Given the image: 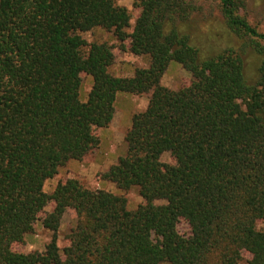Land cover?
Wrapping results in <instances>:
<instances>
[{
    "label": "trees",
    "instance_id": "16d2710c",
    "mask_svg": "<svg viewBox=\"0 0 264 264\" xmlns=\"http://www.w3.org/2000/svg\"><path fill=\"white\" fill-rule=\"evenodd\" d=\"M215 1L230 43L207 49L190 28L200 0H138L132 25L115 0H0V264H243L245 254L246 264H264V32L245 0ZM97 27L118 44L82 37ZM125 50L148 66L113 74ZM170 61L191 74L177 90L161 84ZM82 75L92 78L85 101ZM119 92L148 102L100 178L136 187L143 202L131 209L123 195L76 178L45 193L60 166L99 145ZM68 210L75 221L60 248ZM41 213L52 233L44 250H14Z\"/></svg>",
    "mask_w": 264,
    "mask_h": 264
},
{
    "label": "rangeland",
    "instance_id": "374dc122",
    "mask_svg": "<svg viewBox=\"0 0 264 264\" xmlns=\"http://www.w3.org/2000/svg\"><path fill=\"white\" fill-rule=\"evenodd\" d=\"M138 0H115V3L120 6H124L132 19L130 21L131 25L134 23L136 16L138 15L139 8L135 6V2ZM247 9L246 14L248 21L257 27L260 32H264V0H245ZM201 9L199 12L195 13L191 20V30L194 36H201V41L210 42L212 48H220L230 43V37L226 32L225 25L221 13L219 11L218 1L215 0H200ZM82 37L87 42H102L105 41L109 44H118L116 38L111 31H107L103 28L97 27L92 30L82 32ZM211 35L210 38L208 36ZM213 36V38H212ZM240 41L236 40V45H239ZM205 45V44H204ZM206 49V48H204ZM244 60L248 67V73L253 74L255 55L252 53L251 49L248 47L243 52ZM149 64V58L145 55H133L128 51H119L114 57V62L111 65V72L119 76H132L135 68L147 67ZM191 74L189 71L182 68V66L175 62L170 61L166 72L161 78V84L171 88L179 89L190 81ZM91 76L82 75L81 76V88L79 92V98L81 101L86 100L87 92L91 87ZM148 102V94L134 95L130 93H117L114 109L116 111V122H120L121 128L130 125L131 114L143 110ZM118 119V120H117ZM108 127V126H107ZM105 129V128H104ZM127 129V128H126ZM126 129H123V137L121 131L115 130L114 134L107 135L103 137L102 143L93 149H91L88 154L81 160H69L63 166H60L56 175L52 178L47 179L44 182L43 190L45 193L50 194L54 186L58 182H63L68 178L78 179L83 186L90 189H100L109 191L115 194L123 195L129 208H135L136 205L143 202L142 198L139 196L138 189L136 187H131L126 191L120 190L116 185L110 181L100 178V174L105 172L108 167V162H116L119 155L124 154L126 146L124 143V133ZM103 130V129H102ZM99 131V139L101 141V132ZM104 134L102 133V136ZM116 159V160H115ZM161 160L163 162H170L171 156L169 152H164L161 155ZM90 163H94V166H90ZM106 169L103 166H107ZM88 168V169H87ZM84 169L85 172H81ZM156 204H162L163 201L158 200ZM52 209V204H48L44 211H50ZM42 213L37 217L33 224L32 232L25 234L24 239L21 243L13 244L12 248L16 251L30 252V251H43L45 244L50 240L52 233L43 228L41 224ZM75 219L73 218L71 211H65L60 220V226L57 231V245L62 248L65 243V237L69 232V229L73 225ZM257 227L264 229V221H257ZM177 230L184 235L189 234V228L185 221L180 220L177 224ZM244 262L249 259L247 254L244 255ZM169 264V263H162Z\"/></svg>",
    "mask_w": 264,
    "mask_h": 264
},
{
    "label": "crops",
    "instance_id": "0c3cea01",
    "mask_svg": "<svg viewBox=\"0 0 264 264\" xmlns=\"http://www.w3.org/2000/svg\"><path fill=\"white\" fill-rule=\"evenodd\" d=\"M127 127L128 126H125V128H121L120 122L119 123L116 122V111H114V115H113V118H112L110 124L108 125V127H106L105 129H103L102 132H101V141H100V144L102 143L103 137H106L108 134L109 135L114 134L116 129H118V131H121V133H122L121 138H122L123 137V132H124V131L122 132V130L123 129H126ZM102 133L104 134L103 136H102ZM113 163H115V161L114 162H111V163L108 162V165L109 164H113ZM94 165H95L94 163H90L89 167L90 166H94ZM108 165L107 166H103V168L106 169L108 167ZM81 172L83 173V172H85V170L82 169Z\"/></svg>",
    "mask_w": 264,
    "mask_h": 264
}]
</instances>
